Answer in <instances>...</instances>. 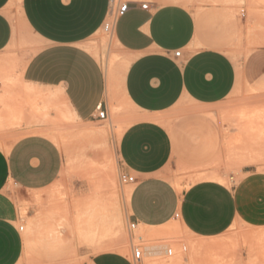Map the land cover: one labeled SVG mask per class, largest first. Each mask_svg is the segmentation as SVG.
<instances>
[{
  "label": "rangeland",
  "instance_id": "1",
  "mask_svg": "<svg viewBox=\"0 0 264 264\" xmlns=\"http://www.w3.org/2000/svg\"><path fill=\"white\" fill-rule=\"evenodd\" d=\"M153 1L187 7L197 24L192 44L201 46L202 39L215 44L243 75L220 103L202 105L181 98L162 113L142 115L129 105L121 89L119 71L128 57L115 44L114 36L101 27L83 44L89 49L83 48L95 50L103 58V64L97 62L106 77L107 118H97L96 111L94 118L77 120L51 93L26 102L35 122L46 125L42 133L57 144L63 163L58 179L44 190L23 196L11 183L7 186L18 208V224L24 226V241L26 236L31 240L24 264H84L89 255L105 250L131 263V243L142 248L154 243L164 247L154 256L145 255L143 249L144 264H264V77L250 80L243 73L245 64L264 49V0ZM6 14L19 28L15 43L0 55V108L17 87L26 59L40 47L36 36L23 26L17 6H9ZM110 59L114 60L113 78L103 68ZM142 118L159 121L176 149H188V162L167 166V177L178 191L181 180L188 184L205 178L234 190L237 216L222 235L198 240L184 232L177 220L149 230L157 231L154 238L145 237L146 231L139 227L129 231L126 194L132 184L119 181L122 170L117 147L124 128ZM22 121L17 114L0 116V132ZM103 128V139L90 132ZM13 139L0 133L2 146ZM168 248L171 255L166 253Z\"/></svg>",
  "mask_w": 264,
  "mask_h": 264
},
{
  "label": "crops",
  "instance_id": "2",
  "mask_svg": "<svg viewBox=\"0 0 264 264\" xmlns=\"http://www.w3.org/2000/svg\"><path fill=\"white\" fill-rule=\"evenodd\" d=\"M129 1L127 11L115 20L113 36L128 57L122 92L142 115L162 113L181 98L214 105L237 87L243 74L223 50L204 39L201 46L192 44L197 24L187 7L150 0L143 9L141 1ZM9 6L18 7L23 26L40 42L0 108L1 117L17 114L23 119L19 126L0 132L14 137L6 146L0 145V264H24L31 240L26 236L24 241L23 230L18 229V208L7 186L11 183L23 196L44 190L58 179L63 163L57 144L42 133L46 125L35 122L26 102L51 93L77 120L94 118L99 105L107 112L104 71L83 44L102 27L109 4L107 0L15 4L0 0V55L15 43L19 28L6 14ZM177 50L179 57L173 55ZM243 73L250 80L264 77V49L245 64ZM117 150L121 170L135 179L127 201L128 220L146 231L145 237L154 238L157 231L149 230L177 220L187 234L210 240L235 221L238 201L231 187L205 178L188 184L181 180L178 191L169 180L167 166L184 164L190 156L186 146L175 148L159 121L142 118L130 123L120 135ZM88 260L84 264H131L109 250L89 255ZM183 261L188 262L187 256Z\"/></svg>",
  "mask_w": 264,
  "mask_h": 264
},
{
  "label": "built area",
  "instance_id": "3",
  "mask_svg": "<svg viewBox=\"0 0 264 264\" xmlns=\"http://www.w3.org/2000/svg\"><path fill=\"white\" fill-rule=\"evenodd\" d=\"M108 4H109V12L107 15V18L103 25H102V29L104 32L108 33V34H113V29H114V23L116 18L123 14L125 11H127L128 7H129V0H107ZM140 7L143 9H147L148 8V2L147 1H141L140 2ZM173 55L175 57H179L180 56V50H177L173 53ZM96 117L99 119H105L107 118V112L105 111L104 108H102L101 105H99L97 107V114ZM119 181L122 184H132L135 182V179L132 175L121 171L119 173ZM24 228V226L22 224L18 225V229L20 231H22ZM136 228V224L135 222H130L129 221V225H128V229L129 231H132ZM131 248V264H144V260H143V255H144V251L143 248L138 245V244H133L131 243L130 245ZM172 250L170 248H168L166 250L167 255H171Z\"/></svg>",
  "mask_w": 264,
  "mask_h": 264
},
{
  "label": "bare ground",
  "instance_id": "4",
  "mask_svg": "<svg viewBox=\"0 0 264 264\" xmlns=\"http://www.w3.org/2000/svg\"><path fill=\"white\" fill-rule=\"evenodd\" d=\"M20 1V0H19ZM176 1V0H175ZM230 1H235V0H230ZM113 35V34H112ZM114 41H115V44L117 45V46H119V47H121L120 45H119V43L117 42V40H116V38H115V36H114ZM263 41V40H262ZM83 47H86V49H89L88 48V46H83ZM91 47V46H90ZM89 52L97 59V61H101L102 63L101 64H103V58L100 56V54L97 52V51H90L89 50ZM117 57V56H116ZM115 57V59H117ZM102 58V59H101ZM114 60L113 59H110V60H107V62L105 63V66L103 67L104 68V70H105V73H106V76L107 77H111V78H113V76H114V73H113V69H112V62H113ZM125 61V60H124ZM128 61V60H127ZM126 61V63L122 66V68L120 69V71H119V77H120V79H122V76H123V73H124V71H126V68H127V65H128V62ZM121 62H123V61H121ZM120 63V62H119ZM118 63V64H119ZM124 63V62H123ZM113 67H114V65H113ZM116 67H119V66H116ZM121 67V66H120ZM126 100H127V102L129 103V105H131V106H133V104L126 98ZM134 107V106H133ZM263 114V113H262ZM261 114V115H262ZM258 127V126H257ZM95 129V128H94ZM90 132H92L93 134H96L99 138H101V139H103L105 136H106V129L105 128H103V129H99V130H91ZM130 189H131V187H128V189H127V197L129 196V193H131L130 192ZM117 209V208H116ZM115 210V209H114ZM114 217V216H113ZM114 220V219H113ZM120 224V223H119ZM114 225V224H113ZM114 228V227H113ZM121 228V227H120ZM99 229V228H98ZM112 229V228H111ZM100 230V229H99ZM107 231V230H106ZM114 231H115V228H114ZM120 231H121V229H120ZM117 233H119V232H117ZM100 235V234H99ZM95 242H96V240H95ZM94 242V243H95ZM113 242V241H112ZM99 243V242H98ZM97 243V244H98ZM114 244V243H113ZM104 245V244H103ZM103 245H102V247H103ZM101 247V248H102ZM113 247H114V245H113ZM116 247H117V245H116ZM162 247L163 246H160V245H152V244H149V245H147L145 248H144V251H145V255L147 254L148 256H154V255H158V254H160L161 252H162ZM164 248V247H163ZM102 249H104V248H102ZM112 250V249H111ZM114 250H115V247H114ZM116 250H117V248H116ZM125 251V250H124ZM129 252V251H128ZM124 253V252H123ZM250 264V263H249Z\"/></svg>",
  "mask_w": 264,
  "mask_h": 264
}]
</instances>
